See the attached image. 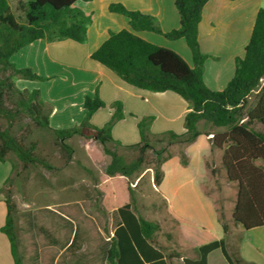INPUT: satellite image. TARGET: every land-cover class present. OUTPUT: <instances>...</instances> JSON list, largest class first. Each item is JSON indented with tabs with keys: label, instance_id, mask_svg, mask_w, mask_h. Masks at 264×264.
Returning a JSON list of instances; mask_svg holds the SVG:
<instances>
[{
	"label": "trees",
	"instance_id": "1",
	"mask_svg": "<svg viewBox=\"0 0 264 264\" xmlns=\"http://www.w3.org/2000/svg\"><path fill=\"white\" fill-rule=\"evenodd\" d=\"M77 1L0 0V119L6 121L5 127L0 126V162L9 161V155L13 154L25 169L30 166L52 169L49 161L37 152L38 143L33 139L36 130H44L55 136V144L66 161H71L74 155V148L67 143L74 136L102 144L111 157L106 167L110 176H133L147 162L151 152L155 156L154 181L159 187L164 176L162 165L172 156H163L167 146L193 144L201 135L199 122L206 121L212 127L224 129L206 135L212 149L222 151V165L228 181L236 185L232 212L234 225L244 230L264 227V7L256 14L244 56L235 60L234 77L224 90L213 91L204 82L208 56L201 51L199 42L202 12L209 0H174L180 27L169 32H164L152 15L130 10L121 3L110 4L109 11L125 16L131 30L111 31L91 58L133 87L158 93L175 92L188 102L190 108L184 120L185 133L153 134L154 117L146 116L138 123L141 141L125 146L112 134L114 125L124 118L120 102L112 104L111 119L97 127L91 119L106 103L98 94L87 96L86 114L81 123L58 130L50 126L52 108L43 100L40 90L20 89L16 83L18 79L47 80L32 69L17 68L11 61L13 55L27 45L41 39L87 42L93 20L76 5ZM13 2L20 14L13 9ZM139 31L160 34L170 40L183 38L192 53L193 65L174 50L155 45L134 33ZM253 93H257V100L249 107ZM258 125L262 128L256 127ZM165 141L168 143L164 144ZM158 144L162 146L157 148ZM120 148L135 150L138 156L128 162L119 153ZM183 164H187L185 153ZM11 165L14 170V162ZM11 180L8 177L0 187L7 206L6 222L1 231L9 240L14 264H24L19 251L17 205L11 190L5 188ZM135 205L133 194L132 201L116 211V226L104 252L106 264H173V259H182L184 264H207L208 254L216 249L221 250L228 264H249L228 250L224 238L201 245L196 259L183 257L176 251L165 253L156 245L160 223L138 215ZM219 220L227 235L229 224L223 216Z\"/></svg>",
	"mask_w": 264,
	"mask_h": 264
},
{
	"label": "crops",
	"instance_id": "2",
	"mask_svg": "<svg viewBox=\"0 0 264 264\" xmlns=\"http://www.w3.org/2000/svg\"><path fill=\"white\" fill-rule=\"evenodd\" d=\"M112 3H121L130 10L152 15L164 32L180 27V16L174 0H79L76 5L93 20L88 29L87 42H48L41 39L27 45L14 54L11 61L17 68L32 69L47 80L18 79V87L40 90L43 100L52 108L50 126L54 129L78 126L86 114L85 98L98 94L106 106L94 113L91 122L97 127L104 126L114 113L112 104L120 102L124 118L114 125L112 134L115 140L125 146L141 141L138 123L146 116L154 117L151 125L153 134L170 131L179 135L185 133L184 120L190 111L185 99L172 91L158 93L133 87L91 58L93 52L109 38L111 31L131 30L125 16L109 11ZM261 7L263 0H209L203 8L199 42L201 51L208 56L203 78L211 90H224L234 77L235 60L245 54L256 14ZM134 33L155 45L174 50L189 65H193L192 53L183 38L170 40L148 31ZM205 123L199 122L201 135L186 147L187 164H183L179 156L173 155L162 165L164 176L159 186L167 200L166 221L171 232H167L166 238L171 245L158 242L156 245L165 253L176 251L191 259L198 258L201 245L214 240L224 238L229 250L217 209L205 190L208 177L205 159L215 150L206 133L216 132L202 131ZM217 151L222 158V151ZM11 171L9 162H0V187ZM6 216L7 206L0 193V264H14L9 240L1 231ZM247 232L255 233L251 236L256 238L253 240L243 235L237 256L249 264H264V236L259 238V235L264 234V227ZM207 233L212 238L209 241L205 239ZM217 251L222 254L220 249L210 252L207 264H213L211 257ZM222 257L224 260L214 264H228L223 254ZM173 264L184 263L182 259H173Z\"/></svg>",
	"mask_w": 264,
	"mask_h": 264
},
{
	"label": "rangeland",
	"instance_id": "3",
	"mask_svg": "<svg viewBox=\"0 0 264 264\" xmlns=\"http://www.w3.org/2000/svg\"><path fill=\"white\" fill-rule=\"evenodd\" d=\"M12 6L16 14H20L15 2ZM256 100L257 93H253L249 107ZM0 126L5 127L6 121L0 119ZM256 127L262 128L260 125ZM221 129L208 123L201 128L202 131ZM33 139L38 143L37 152L53 168L30 166L25 169L11 154L7 162H14L15 168L8 176L12 179L11 183L5 187L11 190L17 205L19 251L24 264H106L104 252L116 226V210L131 202L133 194L136 213L161 224L156 242L171 245L166 238L167 232H171L166 221L167 200L155 184V156L151 152L147 162L133 176H110L106 167L111 157L95 140L79 136L67 140L74 148V155L71 161H66L52 133L36 130ZM161 146L158 144L157 148ZM186 147L177 143L169 145L163 156L177 155L183 163ZM118 151L128 162L138 156L135 150L120 148ZM221 159L217 149L205 159L208 176L205 190L212 198L219 217L223 216L230 226L227 243L231 253L237 256L242 236L252 237L253 240L256 237L251 236L255 233H248L232 221L236 186L228 181ZM263 236L259 235V238ZM205 239L209 241L211 235L207 233ZM218 260H224L220 251L211 257L213 264Z\"/></svg>",
	"mask_w": 264,
	"mask_h": 264
}]
</instances>
